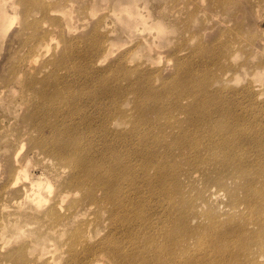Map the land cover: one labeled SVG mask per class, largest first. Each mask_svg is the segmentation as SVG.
<instances>
[{
  "label": "rangeland",
  "instance_id": "obj_1",
  "mask_svg": "<svg viewBox=\"0 0 264 264\" xmlns=\"http://www.w3.org/2000/svg\"><path fill=\"white\" fill-rule=\"evenodd\" d=\"M250 2L0 0V264H15L11 252L21 249L30 264L46 258L62 264L71 239L83 252V241L114 232L125 238L109 210L99 207L104 190L114 186L119 188L115 197L127 201L125 213L133 216L132 206L144 204V219L135 217L133 227L148 232L160 227L155 236L164 240L170 234L182 241L172 264L189 257L196 264L216 258L222 264H264V199L255 191L264 186L247 183L250 174L233 150L226 151L229 172L219 183L212 165L192 166L185 155L201 151L196 137L204 128L191 124L195 120L189 121L183 106L194 118L201 114L194 101L202 97L204 104L212 103L210 109L220 102L241 108L250 103L247 88L257 93L256 108L264 104V9L255 20ZM4 3L12 12L7 18ZM223 46L227 51L220 61L206 54ZM139 88L172 100L162 105L151 94L139 97ZM211 91L213 96L205 95ZM28 117L42 123L39 132L28 128ZM226 120L216 117L217 129ZM59 122L80 127L75 137L91 146L94 158L111 142L112 156L124 159L113 170L124 177L93 182L90 200L66 187L64 180L77 162L72 143L64 153L70 162L56 165L53 153L31 141L56 149ZM64 135L76 142L72 134ZM172 170L178 175L167 178ZM151 180L157 195L149 191ZM56 206L66 220L56 219ZM153 207L158 212L150 226ZM168 219L173 222L166 224ZM202 237H207L205 252L198 254ZM125 241L131 254L141 249Z\"/></svg>",
  "mask_w": 264,
  "mask_h": 264
},
{
  "label": "bare ground",
  "instance_id": "obj_2",
  "mask_svg": "<svg viewBox=\"0 0 264 264\" xmlns=\"http://www.w3.org/2000/svg\"><path fill=\"white\" fill-rule=\"evenodd\" d=\"M8 7H6L4 3V10L2 13L4 18L10 17V13H12L9 3ZM247 7L253 13V19L257 20L258 17H260L259 11L264 9V0H251V2L247 4ZM25 10H27V8H25ZM250 16H252V14ZM262 38V36L258 37L256 39V44L258 41L260 42ZM223 47L216 49L208 48L206 49V54H208V56H214L220 61L221 57H223L227 51V48ZM254 50L256 51L255 46ZM219 66L223 68L220 62ZM128 75L129 74L126 72V76ZM164 91H167V89L164 88ZM247 92L250 103L241 108L236 106L229 107L220 102L216 103L214 109H210L208 106H211L212 103L204 104V100H206L205 97L194 101L193 107H195L198 113H201L196 118H194L189 107L183 106L185 114L189 115V121L195 120L191 122V124L196 123L197 126H203L204 128V132L196 137V141L201 144V151L195 156H191L189 153H185V155L187 159L190 160L192 166L205 167L207 165H212L216 171V176L214 178V182L216 183L221 181L222 176L228 174L230 155L226 151L233 150L236 152V155H238L240 162L243 163V168L246 173L250 174L249 176L251 178L247 183L264 186V104L260 108H256L253 98L257 93L251 88H247ZM137 94L139 97L151 94L157 99L158 103L162 105L172 100V97L152 88H139L137 89ZM214 94L215 92L211 91L209 93L206 92L205 95L213 96ZM237 94H240L239 90ZM229 104L232 103L230 102ZM169 112H171V110ZM72 113L73 110L70 112V115ZM139 117L142 118L141 116ZM216 117L227 119L222 128L217 129ZM27 122L29 123L27 125L28 128L32 127L33 131L39 132L41 130V122H37L33 118L30 119V117L27 118ZM20 123L24 125V120L21 119ZM57 124L55 130L60 132L54 133L60 134L61 137L56 141V149H48L46 144L35 138L31 140V133L29 131H26V133L30 140L33 141L32 144L49 153H53L57 157L59 162L56 165L62 164V162H70L64 153L67 151L68 145L72 143L74 149L79 152V156H76L74 149L71 151L72 156L76 158L77 162H75L74 166L71 168L72 172L70 175L64 180V185L69 189H75L80 192L82 200L93 199V182H110L111 180H117L119 177H124L122 171L117 172L113 170V168L122 167L124 165L122 164L124 159L120 156H112L113 147L111 142H107L101 149L100 156L94 158V151L91 146H85L80 137H75L78 131L81 130L80 127L67 126L62 122ZM64 133H66L69 138V133L72 134L76 138V142L74 140L68 141ZM142 139L144 143H147L143 137ZM162 144L164 145V142H162ZM158 145L162 146L160 144ZM219 147L221 148L220 150H218ZM252 152H257L258 157L254 158ZM102 164H106L108 167L100 169ZM126 172L129 176L132 172V168L127 166ZM58 174L61 173L58 172ZM159 174L163 175L164 173L160 170ZM176 175H178V171L172 170L167 178H175ZM37 177L38 175L34 173L33 178L36 179ZM149 184L151 195H157L158 190L155 182L151 180ZM58 187L56 189V195L61 197L62 192ZM118 189L119 188L115 186L105 189L99 207L109 210L111 219L115 222L117 228L121 230L125 238L117 236L116 232H114L92 243H84L83 241V252L74 248L77 247L78 240L71 239L70 253L63 258L62 264H172L173 259H175L174 251L182 241L180 239L174 240L170 234L165 235L164 240H162L160 236H155V232H158L160 227H157L154 232H148L144 228L138 229V226L133 227L132 222L135 217L140 222L144 219V204H142L141 207L137 205L132 206L136 209V213L133 216L125 213L124 205L127 201L121 198V196L115 197ZM171 191L173 193L175 192V190ZM255 191L264 199V187H255ZM249 206H251V203H249ZM85 207H87V205L83 206L82 209ZM54 212L56 219L60 221L66 220L67 217L58 210L57 206L54 208ZM157 212L158 209L153 207L150 226L155 222ZM172 222L173 219L165 221L166 224ZM177 222V220H174V223ZM79 231H81V228L78 229V232ZM125 239L132 243L137 242L141 245V249L138 250L137 254H131L130 248H127ZM262 241H264V235ZM153 242L156 244H152ZM205 242H207V237H202L201 249L197 251L198 254L205 252ZM171 244V250H163L167 246L170 247ZM159 246L162 249L158 250ZM11 256L15 260V264H30L31 262L25 249L11 252ZM49 262V258H46L36 261V264H49ZM179 264H196V261L194 257H189L182 260ZM212 264H222L221 259L216 258Z\"/></svg>",
  "mask_w": 264,
  "mask_h": 264
}]
</instances>
